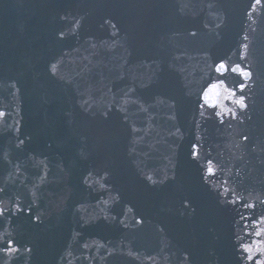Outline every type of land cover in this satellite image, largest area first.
<instances>
[{"label": "water", "instance_id": "obj_1", "mask_svg": "<svg viewBox=\"0 0 264 264\" xmlns=\"http://www.w3.org/2000/svg\"><path fill=\"white\" fill-rule=\"evenodd\" d=\"M63 1L119 100L219 245L235 264L264 259L257 253L249 262L240 250L264 244V0ZM235 65L251 78L242 79ZM221 81L246 96L245 110L223 99L220 87L202 99ZM213 99L236 117H217Z\"/></svg>", "mask_w": 264, "mask_h": 264}, {"label": "snow or ice", "instance_id": "obj_2", "mask_svg": "<svg viewBox=\"0 0 264 264\" xmlns=\"http://www.w3.org/2000/svg\"><path fill=\"white\" fill-rule=\"evenodd\" d=\"M52 71L53 74L55 73L56 70V65L53 64L52 66ZM225 64L223 62H221L220 65H218V68H224L225 69ZM233 71L238 72V74L241 76L242 79L244 80H248L251 78V72L248 71L245 68H241L239 65H235L233 66ZM218 87L223 88L224 93H226L225 95H223V99L225 100H230L234 105L238 106V108L240 110H245L247 108V104H246V96L243 95H239L237 96L236 92L227 88L226 86H224L223 81H221L218 84H212L210 85V87L203 93L202 99L204 101H209V93L213 92V90L217 89ZM240 90V92H244L246 89V84L241 83L237 86ZM221 95V93L219 91L214 92V97H219ZM211 106L212 107H219L221 110L217 111L215 114L217 117H220L223 114H230L233 118L236 117L237 113L234 109H226L223 105L222 102H220L218 99H213L211 100ZM4 113L0 112V116H3ZM245 139L247 140L248 137H245ZM22 143V142H21ZM197 145H193V151H192V157L195 159L198 156V153L196 151ZM209 164L211 165V162H209ZM207 172L211 175L213 174V168L211 166L208 167ZM246 207H253L252 205H245ZM264 219V218H262ZM137 223H142L141 220H137ZM255 235L257 237H259L261 235V231H256ZM13 241L9 240L8 241V247L7 248H0V251H3L6 255L9 253H15L16 251H18L17 248H14L13 246ZM87 246V245H85ZM30 251V249H28ZM240 250L245 253V258L247 259V261L251 262L253 261L255 255L257 253L260 254L261 257H264V244L257 242V247L254 250L253 247L249 246V245H241L240 246ZM5 264H7V262H5ZM255 264H264V259H256L255 260Z\"/></svg>", "mask_w": 264, "mask_h": 264}]
</instances>
